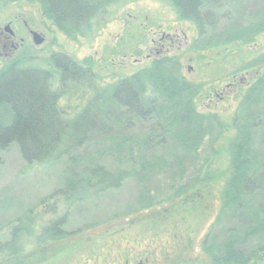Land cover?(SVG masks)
Here are the masks:
<instances>
[{"label": "rangeland", "instance_id": "374dc122", "mask_svg": "<svg viewBox=\"0 0 264 264\" xmlns=\"http://www.w3.org/2000/svg\"><path fill=\"white\" fill-rule=\"evenodd\" d=\"M220 3L217 25L202 34L192 22L180 19L167 0H118L87 29L69 35L43 17L37 1L0 0V21L31 15V25L45 36L11 65L49 69V58L61 53L86 70L75 84L51 80L66 117L76 116L97 89L134 77L156 58L176 63L197 89L191 98L198 116L167 137L164 146L158 143V109L129 120L126 109L100 112L95 107L101 124L69 157L27 163L16 143L0 149V246L9 242L10 231L18 232L14 244L10 242L17 251L15 262L233 264L218 258L229 242L248 264L258 263L260 256L264 262V227L255 231L264 221L263 64L257 68L260 89L247 98L255 65L264 62V0ZM7 65L1 61L0 70ZM232 81L236 85L227 87ZM215 87L223 90L222 99L207 97ZM0 122H8L3 113ZM233 139L248 141L250 186L224 206ZM141 156L150 168L136 170L118 188L90 191L72 204L59 193L91 167L113 168ZM57 219H65L60 229L64 235L49 238L48 228Z\"/></svg>", "mask_w": 264, "mask_h": 264}, {"label": "trees", "instance_id": "16d2710c", "mask_svg": "<svg viewBox=\"0 0 264 264\" xmlns=\"http://www.w3.org/2000/svg\"><path fill=\"white\" fill-rule=\"evenodd\" d=\"M35 1L40 4L41 11L53 25L70 35L87 29L94 18L118 0ZM167 1L180 19L192 22L201 34L218 23L216 12L220 8V0ZM48 61L49 69L19 67L16 64L7 65L0 70V113L5 114L8 121L0 122V149L16 143L21 157L27 163L58 161L62 157H69L75 148L89 140V135L101 124L94 113L95 107L100 112L108 107L126 109L129 120L148 116L153 107L158 109L162 134L158 143L163 146L167 137L175 135L183 125L198 116L191 98L196 95L197 89L182 77L176 63L171 64L169 58L163 57L154 59L134 77L120 79L97 89L76 116L66 117L58 106L60 94L53 89L51 80L55 77L61 84H75L84 79L86 70L83 65L61 53L53 54ZM147 93L152 96L146 97ZM186 94L188 96L184 102L182 98ZM249 94L250 92L247 98L250 97ZM98 109L97 114L101 116ZM242 142L243 144L239 143V139H233L229 145L230 177L222 189L224 206L234 203L233 199L242 195L250 186L247 174L251 165V153L248 141ZM144 159L142 156L129 157L126 164L125 161L120 162L122 165L113 168L91 167L82 179L68 181L59 193L65 195L66 204H72L83 199L90 191L96 193L118 188L129 176L136 175V170L140 173L150 168V164L145 163ZM202 183L203 181L200 182ZM64 223L65 219L52 220L48 237L64 235L60 230ZM261 227H264V221L255 231L258 233ZM236 252L238 250L236 251L235 243L229 242L220 251L221 256L218 254V258L224 263L248 264V260ZM262 257H257L258 263L255 264H261Z\"/></svg>", "mask_w": 264, "mask_h": 264}, {"label": "flooded vegetation", "instance_id": "af4514ba", "mask_svg": "<svg viewBox=\"0 0 264 264\" xmlns=\"http://www.w3.org/2000/svg\"><path fill=\"white\" fill-rule=\"evenodd\" d=\"M40 13L43 15V17H46L42 11ZM30 16H28L27 18L20 16L21 17L20 18L18 17V15H16L15 18L13 19L6 18L5 20L3 19V21H0V62L2 61L7 63L8 65H11L15 63L14 60L23 53L24 49H26L27 47L30 48L33 45L34 46L38 45L37 43H35V38L42 39L43 41L45 40V36L43 33H41V30L38 29L37 26L31 25L33 19ZM255 62L259 63L258 60H255ZM261 64H263V66H261ZM255 66L256 69H254V71L251 74L252 80L248 82L249 83L248 86L250 88L249 92L252 94V98L255 97V94H257L258 90L260 89L259 85L261 79H259V77H261L262 73H261V69H257V68L260 66L264 68V62L260 63L259 65L256 64ZM191 70H192L191 67H189V71ZM257 75L260 76L257 78ZM233 85H236L234 81L228 82L227 87ZM202 95H204V92ZM215 95L218 96L219 99H222L224 96L223 90H219L218 87H215L212 92L208 91L207 93V97L209 99H211L210 97H214ZM17 233L18 232L13 233V231H10V233H8L9 242L7 241L8 244L5 243L4 245L5 247L13 243ZM0 234H1V230H0ZM6 234L7 232L4 235ZM203 241L204 238L202 239V242ZM13 244L11 249L5 251L1 250L2 249L1 247L4 246H0V264L3 263L6 264L5 260H11L10 264H21V262H15L14 257L16 256L17 251H12V248L14 246ZM126 264H128V261H126Z\"/></svg>", "mask_w": 264, "mask_h": 264}, {"label": "water", "instance_id": "95a60500", "mask_svg": "<svg viewBox=\"0 0 264 264\" xmlns=\"http://www.w3.org/2000/svg\"><path fill=\"white\" fill-rule=\"evenodd\" d=\"M42 41H43L42 39H36L35 38V43H37V44H40Z\"/></svg>", "mask_w": 264, "mask_h": 264}]
</instances>
